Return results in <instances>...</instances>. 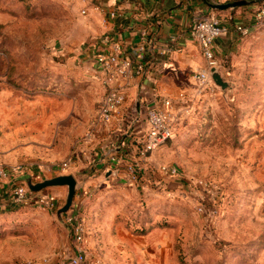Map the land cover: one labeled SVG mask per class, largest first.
<instances>
[{
	"label": "rangeland",
	"instance_id": "rangeland-1",
	"mask_svg": "<svg viewBox=\"0 0 264 264\" xmlns=\"http://www.w3.org/2000/svg\"><path fill=\"white\" fill-rule=\"evenodd\" d=\"M91 8L88 0H0V143L10 147L1 158L22 142V118L31 106L40 108L41 125L51 127L45 145L69 149L51 166L0 159L15 176L39 181L63 171L72 140L95 122L102 92L83 56L101 28ZM263 47L260 34L236 48L234 72H223L225 88L193 90L190 111L149 154L141 183H129L123 172L121 182L119 176L106 181V169L99 170L90 191L98 196L92 224L100 230L88 233L89 241L86 235L90 258L98 261L88 264H264ZM161 165L176 166L177 176L161 173ZM60 188L41 192L56 200L55 209L27 203L3 210L0 192V264H58L74 253L66 213L56 214L66 194ZM102 228L112 234L122 228L121 246H104Z\"/></svg>",
	"mask_w": 264,
	"mask_h": 264
},
{
	"label": "crops",
	"instance_id": "crops-1",
	"mask_svg": "<svg viewBox=\"0 0 264 264\" xmlns=\"http://www.w3.org/2000/svg\"><path fill=\"white\" fill-rule=\"evenodd\" d=\"M88 1L93 5L94 9L91 8L93 14H96L101 20V28H99L97 36L89 44L91 46L83 51V56L86 58L85 68L89 71L90 76H93V73L92 70L88 69L90 62L87 53L95 48L108 49L112 42H119L122 48V56L131 59L134 64L138 62L136 56L141 51L140 48H144L142 61L145 65L142 75L132 76L128 79L126 101L120 107V111L113 116L112 122L101 128H95L93 121L89 120L86 124L85 133L88 130H94L92 139L89 142L84 141L83 136L85 133L80 138H74L71 147L78 150V157L63 171L55 173V175L65 173L74 175L76 190L73 203L65 213L73 212L83 218L87 226V240L89 241L92 237L88 233L100 230V227L95 228V224H92L95 222L94 215L96 214V210L92 205L98 196L93 195L90 189H93L95 183H99V170L103 168L106 169V181H111L112 177L117 179L119 176L118 179L121 182L120 177L122 172L124 173V165L127 162V160H124L127 159V153L125 152L133 151L131 147L119 146L121 141H125L130 145L133 140L135 124L131 115L132 106L138 100L151 99L154 96L175 98L179 92H184L186 98L189 99L191 93H194L193 90H196L191 74L205 69L206 61L201 55L193 35L195 22L202 17L215 15L228 26V30L215 38L213 42L214 54L218 61L216 67L222 77L223 72L233 73L236 68L235 61H233L236 48L249 42L253 44L254 38L259 37L260 34L264 35V29H262V26L253 23L252 12L257 5L255 0H246L247 3L244 5L226 9H215L210 4L234 0ZM94 6H97V8ZM111 11H115L116 15L110 16ZM236 24L249 26V33L242 35L239 31H236L234 29ZM167 47L170 49H166ZM253 47L255 48L256 44ZM96 82H98L102 92L99 98L100 101L104 87L99 80ZM187 82H190L194 89L191 88L187 91L185 87L181 88ZM212 83L214 82L212 81ZM177 89L179 90L177 91ZM31 120L35 125L33 127H31V124L29 127L25 126V123ZM41 122L40 108L31 106L30 112L26 113L25 118H22V142L12 145L14 149L12 155H3L2 158L0 155V159L5 162L28 159L32 165L38 163L41 164L40 166L49 164L51 166L54 161L62 159L69 149L63 147L64 151H61L55 150L56 147H53L52 144L45 145L44 135L48 131L49 135L52 134V130L51 127L44 128ZM57 123L58 121H56ZM27 134L28 136H26ZM7 149H10V147L6 148L4 144L0 143V153L5 152ZM113 152L121 158V162L116 169L108 160ZM93 162L95 166L92 167L91 163ZM33 168L37 169L34 166ZM59 187H61L59 192L63 193L64 186ZM0 192L3 193V190L0 189ZM102 230L106 233L105 237L108 241L103 243L104 246H107V244L108 246H121L122 228L114 229V234H112V231L109 233V228H102Z\"/></svg>",
	"mask_w": 264,
	"mask_h": 264
},
{
	"label": "built area",
	"instance_id": "built-area-1",
	"mask_svg": "<svg viewBox=\"0 0 264 264\" xmlns=\"http://www.w3.org/2000/svg\"><path fill=\"white\" fill-rule=\"evenodd\" d=\"M97 8V6H94ZM116 15L115 11L110 12V16ZM253 23L257 26L264 25V4H257L252 12ZM236 31L242 35H247L250 27L243 24L234 26ZM228 30L227 24L218 16L209 15L198 19L193 26V35L199 46L201 55L206 61L203 70L192 73V80L198 94L205 90H211L213 85L210 77V68L218 65L217 58L213 50V42L222 33ZM93 48V47H92ZM166 49H170L167 47ZM136 58L137 63L122 56V48L119 42H112L108 49H92L87 53L93 77L101 82L104 92L97 106V114L94 122L95 128L108 125L115 114L120 111V107L126 101V86L128 79L132 76H140L144 73L145 65L140 48ZM190 103L184 92H179L175 98L154 96L151 99H141L132 106V120L135 124L132 143L129 145L121 141L119 146L129 148L127 151V162L124 165L125 179L131 184L141 183L143 180V165L151 152L163 145L174 135V123L186 116L190 110ZM94 130H88L84 136V141H90ZM130 154L131 157H130ZM78 157V150H74L71 156L61 162L60 168L65 169ZM130 157V158H129ZM109 162L116 169L121 158L114 152L109 156ZM92 167L95 163H91ZM24 168V167H22ZM19 169V168H17ZM15 169L0 164V183L3 182V196L13 204H36L48 209L57 207L56 200L47 193L41 191H30L24 182L16 180L13 174ZM160 172L164 175L177 176V167L173 165H161ZM23 172V171H22ZM5 180L8 181L5 182ZM201 183V181H200ZM8 197V198H7ZM66 221L71 232L74 244V253L66 257L65 261L58 264H88L93 260L90 258L86 247L87 226L81 216L73 212L66 213ZM98 260H95L97 263ZM15 264H40L34 261H20Z\"/></svg>",
	"mask_w": 264,
	"mask_h": 264
},
{
	"label": "water",
	"instance_id": "water-1",
	"mask_svg": "<svg viewBox=\"0 0 264 264\" xmlns=\"http://www.w3.org/2000/svg\"><path fill=\"white\" fill-rule=\"evenodd\" d=\"M246 3V0H234L225 3H214L210 4V6L215 9H226L241 6ZM210 77L212 81L216 85H219L221 88H225L227 86V81L223 79L217 67L210 68ZM15 179L24 182L30 191H41L47 187L52 186H66V194L63 204L56 210V214L58 217H61L63 213L67 212L72 206L73 197L76 190V179L71 173L58 174L43 178L39 181H34L30 174L23 173L18 175Z\"/></svg>",
	"mask_w": 264,
	"mask_h": 264
},
{
	"label": "trees",
	"instance_id": "trees-1",
	"mask_svg": "<svg viewBox=\"0 0 264 264\" xmlns=\"http://www.w3.org/2000/svg\"><path fill=\"white\" fill-rule=\"evenodd\" d=\"M255 1H257V4H264V0H255ZM262 27H264V25L262 26ZM176 129V127H174V130ZM143 178V177H142ZM6 202V201H5ZM7 206L6 207H4L3 208V210H7V208L9 209V210H15V209H17L19 206H21V205H23V204H13V203H8V201H7V204H6Z\"/></svg>",
	"mask_w": 264,
	"mask_h": 264
}]
</instances>
